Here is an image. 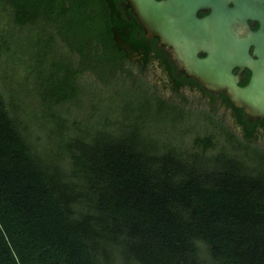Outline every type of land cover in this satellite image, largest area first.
Returning a JSON list of instances; mask_svg holds the SVG:
<instances>
[{
	"label": "trees",
	"instance_id": "trees-1",
	"mask_svg": "<svg viewBox=\"0 0 264 264\" xmlns=\"http://www.w3.org/2000/svg\"><path fill=\"white\" fill-rule=\"evenodd\" d=\"M1 1L14 10V25L30 26L25 39L39 60L59 36L72 42L75 35L70 48L85 54L107 28L96 0ZM49 24L53 33H45ZM85 70L81 61H54L43 79L51 81L45 97L54 105L75 99ZM142 96L146 111L177 114L161 97ZM91 140L92 154L72 155V174L98 213L94 225L73 206L77 188L45 167L0 93V264H103L90 242L93 227L102 224L138 264H264L263 149H254L251 162L227 152L184 153L141 126L100 130ZM196 143L209 148L213 137Z\"/></svg>",
	"mask_w": 264,
	"mask_h": 264
},
{
	"label": "rangeland",
	"instance_id": "rangeland-1",
	"mask_svg": "<svg viewBox=\"0 0 264 264\" xmlns=\"http://www.w3.org/2000/svg\"><path fill=\"white\" fill-rule=\"evenodd\" d=\"M13 18L14 10L0 0V93L45 167L61 182L77 188L73 206L87 211L93 225L98 213L92 209L91 198L83 192L82 182L72 174V155L92 154L91 136L100 130L116 133L123 126H141L145 134L159 143L176 146L184 153L203 152L213 156L227 152L247 162H251L254 149L264 150V141L245 139L241 135L232 112L218 100L207 94L164 88L153 63L146 67L132 63L131 73L118 70L100 75L85 70L78 77L80 94L73 100L54 105L52 99L44 95V88L47 89L51 81L43 79L49 76L52 63L66 54L77 66V55L67 52L65 43L57 39L49 55L39 60L30 45L31 38L25 39L30 26L26 25L23 31L13 24ZM18 36L23 39L19 40ZM142 95H156L176 105L177 114L155 109L146 111ZM54 113L62 118L65 129L56 122ZM209 135L213 137L211 147L203 149L196 143L197 138ZM67 142L72 144L71 149L66 148ZM95 227L90 242L103 264H138L126 253L120 240L112 237L107 224ZM104 233L106 235L101 236Z\"/></svg>",
	"mask_w": 264,
	"mask_h": 264
},
{
	"label": "water",
	"instance_id": "water-1",
	"mask_svg": "<svg viewBox=\"0 0 264 264\" xmlns=\"http://www.w3.org/2000/svg\"><path fill=\"white\" fill-rule=\"evenodd\" d=\"M230 1L236 6L229 7ZM241 1L127 0L145 33L170 47L191 77L213 90L226 88L233 106L259 118L264 117V28L251 30L247 19L256 14L264 19V9ZM206 9L211 12L199 16ZM236 66L251 70L245 86L232 72Z\"/></svg>",
	"mask_w": 264,
	"mask_h": 264
},
{
	"label": "flooded vegetation",
	"instance_id": "flooded-vegetation-1",
	"mask_svg": "<svg viewBox=\"0 0 264 264\" xmlns=\"http://www.w3.org/2000/svg\"><path fill=\"white\" fill-rule=\"evenodd\" d=\"M96 1L103 3L102 8L108 20L107 28L101 36H97L96 39L93 38L94 40L88 43L85 54L81 55L76 49L72 50L70 48L71 43L77 41L75 35L71 38L72 42L60 36L57 37V39L65 43L68 49L67 52L71 53V55H77L78 62L80 63L81 61L82 66L86 70L90 69L105 75L118 70L124 73H131L133 71L130 67L132 63H141L145 67L153 63L163 79L164 88L174 92L187 90L209 95L211 99L218 100V103L232 112L235 123L245 139L264 141V117H250L242 108L233 106L228 99V90L226 88L213 90L191 77L178 64L170 47L160 42L157 37L148 36L145 33L127 0ZM242 1L244 3L247 2V5L255 6L257 9H264V0ZM228 6L235 7L236 5L234 1H230ZM210 12L211 9H206L199 11L198 14L199 16H204ZM247 25L253 31L264 28V19L258 14L250 16L247 19ZM45 26L48 29L45 33H53L56 28L54 24ZM100 39L105 43H102ZM91 43L98 46L91 48ZM253 49L254 46L249 48V52L252 55H254ZM204 55L199 53V56ZM254 57L256 56L254 55ZM62 58L73 62L69 54L64 55ZM232 72L237 76V82L240 86H245L248 83L251 70L247 66H236L232 69Z\"/></svg>",
	"mask_w": 264,
	"mask_h": 264
}]
</instances>
